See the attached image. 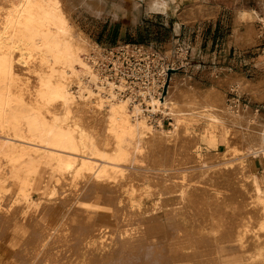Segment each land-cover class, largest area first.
Here are the masks:
<instances>
[{"label": "bare ground", "instance_id": "1", "mask_svg": "<svg viewBox=\"0 0 264 264\" xmlns=\"http://www.w3.org/2000/svg\"><path fill=\"white\" fill-rule=\"evenodd\" d=\"M61 4V0H0V153L2 160L10 163V168L21 166L16 162H21L22 158L28 159L21 166L25 173L21 183L0 190V253L6 259L5 264H65L61 257L63 242L72 236L73 229L90 227L93 231L116 228L115 238L123 256L136 248L138 251L134 253L165 243L172 252L168 264H185L182 262L186 259L192 261L188 264H264V247L253 248L245 243V232L223 229L202 235L180 232L166 235L162 227L163 233L148 230V220L154 210H164L168 224L184 222L183 214L188 208L185 192L188 186L184 183L174 185L171 200H168L170 194L165 195L160 190V195L154 198L153 204L151 202L150 215L146 217L142 213L124 227L120 223H127L126 220L118 216L111 219L84 205L88 189L104 191L120 177L135 174V159L126 145L132 136L136 139L134 155L143 152L137 145L140 142L158 139L163 143L180 142V148L172 153L180 159L173 161V157L169 163L167 159L159 160L160 163L150 165L170 168L151 170L168 172L174 168L178 171L179 167L193 170L191 166L230 158L229 167L249 181L251 205L258 215L255 228L264 233V177L258 180L249 168L251 159L264 158V118L249 113L248 108H241L242 112L219 110L211 102L189 104L186 109L183 104L180 110L172 109L173 105H180L182 92L176 90L168 97L173 78L170 75L162 99L152 94L146 98L144 92L140 99L151 107L149 112H167L172 119L170 127L160 122L157 126L149 123L139 103L130 105V98L121 95L125 89L122 82L115 87L106 82V78L101 79L89 61L91 57L86 56L89 46L76 33ZM164 4V0H157L153 7L159 10ZM193 7L189 5L183 12L189 13ZM247 111L249 115L245 116ZM201 120L205 123L200 134L211 141L225 126L223 124L228 121L236 124L241 133L238 141L224 134L225 148L220 156L196 155L192 143L182 142L194 134L189 132L188 126ZM244 120L243 125L237 124ZM224 129L228 131L227 126ZM147 160L151 162L153 157L147 156ZM32 161L46 165L48 175L52 173L55 177L46 196L37 201L32 200V190L38 167ZM197 175L206 176L205 172ZM146 176L149 177L148 172ZM58 177L68 186L59 188ZM151 187L129 189L138 193V197L130 199L135 206L140 207L143 196H155ZM219 198L216 204L225 203L224 196ZM113 204L116 210L125 207L117 199ZM161 220L160 217L162 225ZM189 242L193 246L191 250L185 247ZM229 255L234 258L225 260ZM122 260L127 263L125 257Z\"/></svg>", "mask_w": 264, "mask_h": 264}, {"label": "rangeland", "instance_id": "2", "mask_svg": "<svg viewBox=\"0 0 264 264\" xmlns=\"http://www.w3.org/2000/svg\"><path fill=\"white\" fill-rule=\"evenodd\" d=\"M156 1L61 0V7L69 15L76 33L89 46L90 51L86 56L91 57L89 61L98 70L101 79L106 78V82H111L115 87L116 83L122 82L125 89L121 95L130 98L129 104L139 103L149 123L157 126L160 122L169 128L172 122L167 112H149L151 107L140 101L143 88L137 82L142 78L143 69L148 66L153 68L154 62L175 69L170 74L173 78L168 97L180 90L182 101L180 105H173L172 109L180 110L183 104L186 109L189 104L211 102L219 110L241 111V108H248L249 113L253 112L264 118V0H164V6L159 10L153 7ZM189 5H194L192 10L189 13L183 12ZM168 78H164L163 85L165 82L168 85ZM105 83L104 86L108 87ZM256 84L259 85L255 86ZM153 94L159 97L156 90ZM248 111L245 116L249 115ZM204 123L201 120L197 124L189 125V132L194 134L182 142L192 143L193 152L198 156H220L225 148L222 142L224 134H230L231 139L236 142L238 134H241L237 125L228 121L223 124L228 127V131L223 126L211 141L204 134H200ZM240 123L243 125L246 121L237 122ZM131 139L126 145L130 156L135 159V174L120 177L104 191L88 189L84 204L86 207L96 209L111 219L118 216L126 220L127 223H120L124 227L132 223V218L142 213L146 217L150 215L154 198L160 195V190L168 195L173 191L174 185L184 183L188 186L185 191L188 208L186 214H183L184 222L168 224L164 217L165 211L154 210L148 220V230L156 233H163L165 230L166 235L179 232L183 235H202L227 229L245 232L243 241L253 248L264 247V233L255 228L258 215L251 205L249 181L234 173L232 166L229 167L230 158L191 166L193 170H182L179 167L176 171L172 167L168 172L153 171L151 169H169L170 166H152V163L165 162L166 159L169 163L173 157V161L180 159V156L172 153H176L181 143H163L159 139L140 142L137 145L143 152L141 155H134L132 149L135 136ZM192 139L193 142L190 141ZM147 156L153 157V160L149 162ZM23 162H28V159L22 158L16 164L22 166ZM32 163H36L38 167L32 190V200L37 201L38 198L46 196L55 177L52 173L48 175L46 165L38 164L39 161ZM0 164V190L5 191V188L19 185L25 177L22 167L16 165L10 168V163L2 160V153ZM226 166L227 169L221 170ZM249 168L261 181L264 177V158L257 156L251 159ZM147 172L149 177L146 176ZM203 172L205 178L197 175ZM209 174L216 178H210ZM57 179L59 188L67 185L61 177ZM150 186L155 196H143L138 208L130 200L138 197V193L129 189ZM172 196L170 194L168 200ZM222 196L225 203L216 204L215 201ZM116 199L124 204L123 209H115L113 203ZM160 217L162 225L159 223ZM156 221L157 224H154ZM161 227L165 229L161 230ZM90 228L73 229L72 236L63 242L61 257L65 264H124V257L127 262L125 264H168L167 260L172 255L168 244L157 243L144 247L148 252L141 248L143 252L134 253L138 251L136 248L131 254L129 252L123 256L120 254L119 241L115 238V233L118 232L116 228H97L96 231ZM185 247L187 250L189 247L190 250L193 248L190 242ZM232 257L233 255H229L225 260L229 261L234 258ZM5 262L4 255L0 253V264ZM191 262L186 259L182 263Z\"/></svg>", "mask_w": 264, "mask_h": 264}, {"label": "built area", "instance_id": "3", "mask_svg": "<svg viewBox=\"0 0 264 264\" xmlns=\"http://www.w3.org/2000/svg\"><path fill=\"white\" fill-rule=\"evenodd\" d=\"M155 65L153 68L145 67L141 73L142 78L139 82L140 86L143 88V90L141 91V98L143 96L142 92H144V96L147 98H149L150 94H153V91L156 90V93H159V97L161 98L163 97V90L164 87L166 86V82L164 83V78L167 77L168 78V71L173 69L172 66L166 65L163 66L162 64H157L156 62H154ZM175 70V69H174ZM156 87V88H154ZM162 91V95L161 94ZM140 98V99H141Z\"/></svg>", "mask_w": 264, "mask_h": 264}, {"label": "water", "instance_id": "4", "mask_svg": "<svg viewBox=\"0 0 264 264\" xmlns=\"http://www.w3.org/2000/svg\"><path fill=\"white\" fill-rule=\"evenodd\" d=\"M174 71H175L174 69L169 70V71H168V77H169L170 74H171L172 72H174ZM166 89H167V83H166V86L164 87L163 93L166 92Z\"/></svg>", "mask_w": 264, "mask_h": 264}, {"label": "crops", "instance_id": "5", "mask_svg": "<svg viewBox=\"0 0 264 264\" xmlns=\"http://www.w3.org/2000/svg\"><path fill=\"white\" fill-rule=\"evenodd\" d=\"M115 28V27H114Z\"/></svg>", "mask_w": 264, "mask_h": 264}]
</instances>
